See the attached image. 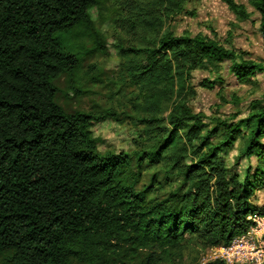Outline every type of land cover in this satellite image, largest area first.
<instances>
[{"label":"trees","instance_id":"1","mask_svg":"<svg viewBox=\"0 0 264 264\" xmlns=\"http://www.w3.org/2000/svg\"><path fill=\"white\" fill-rule=\"evenodd\" d=\"M101 1L0 0V264H182L189 239L228 243L249 215H264L251 201L264 185V94L239 118L205 122L189 105L194 71L229 61L245 83L264 75V63L228 46L230 31L225 42L176 34L174 18L195 13L189 0L120 2L114 23L127 44L114 45L126 110L58 104L54 79L72 81L80 65L68 40L86 34L104 50L89 12ZM222 1L238 21L249 18L244 4ZM249 4L264 39V0ZM109 117L140 127L131 155L99 151L91 126ZM237 141L239 156L256 158L243 175L221 155Z\"/></svg>","mask_w":264,"mask_h":264},{"label":"rangeland","instance_id":"2","mask_svg":"<svg viewBox=\"0 0 264 264\" xmlns=\"http://www.w3.org/2000/svg\"><path fill=\"white\" fill-rule=\"evenodd\" d=\"M121 1L102 0L98 6L89 9L95 27L105 37L103 52L92 50V40L86 34L68 40L74 52L77 50L78 53L81 52L80 65L72 77L74 81H71L67 74H61L53 81L58 89L55 100L68 112L76 109L83 111L96 109L93 106L99 109L111 107L117 112L126 110L128 94L124 93L125 89H122L123 93L119 92L117 82L122 59L114 45L118 39L123 44H127L126 35L114 23L116 12L120 11L118 8L121 6ZM238 1L246 3L253 11L247 0ZM185 9L194 10L195 13L194 15L184 13L174 18L171 27L176 34L204 32L207 35L210 34L208 25L211 24L210 29H216L217 36L223 39L228 22L233 18L225 5L217 0H189L185 3ZM209 14L213 18L211 21L205 20V16ZM254 14L257 17L240 24L233 46L248 51L252 59L264 63V40L258 30V13ZM77 31L81 29L78 28ZM228 66L229 62L225 61L219 71L199 69L193 72L191 81L196 86V95L190 100L189 105L194 112L205 115V122L217 116L229 118L236 112H240L237 117L239 118L246 114L253 99L260 98L264 94V75L258 74L248 82L239 83L228 72ZM218 76L220 77L218 80L222 83H216L213 88L199 86L201 80L205 78L212 80ZM70 85L86 92L77 94ZM91 130L98 138L97 147L101 152H125L131 155L139 148L134 139L138 138L140 127L133 125L128 119L120 121L109 117L93 123ZM240 148L241 143L237 141L221 155L232 171L243 175L248 164L255 165L256 158L246 159L239 156ZM251 201L257 207L264 208V185L255 191ZM261 234H264V229L259 231L258 236ZM206 250L207 248L199 240L189 239L183 252L182 264H198Z\"/></svg>","mask_w":264,"mask_h":264},{"label":"built area","instance_id":"3","mask_svg":"<svg viewBox=\"0 0 264 264\" xmlns=\"http://www.w3.org/2000/svg\"><path fill=\"white\" fill-rule=\"evenodd\" d=\"M248 218L252 221L247 230L234 236L228 243L207 248L198 264L219 260L223 264H264V215L253 212Z\"/></svg>","mask_w":264,"mask_h":264},{"label":"crops","instance_id":"4","mask_svg":"<svg viewBox=\"0 0 264 264\" xmlns=\"http://www.w3.org/2000/svg\"><path fill=\"white\" fill-rule=\"evenodd\" d=\"M219 3H221V4H224L225 5V7H226V9L231 13V15H232V17L233 18H231L230 19V21L228 22V28L226 29V32H225V36L223 37V39H220L218 36H217V34H216V29H214V28H212V29H210V27H211V24H209L208 26H209V31H210V34H207V36H209V37H212V38H216V39H218V40H220V41H222V42H225V40H226V38H227V33L230 31L231 32V37L229 38V41H228V46H230V47H233L234 48V38H235V36H236V33H237V29L240 27V24H242V22H245V21H248V20H251V18L252 17H257L256 16V14H254V13H258L250 4H249V6H251L252 8H253V11H255V12H253L252 11V9H249L248 8V5L246 4V3H244V2H242V1H238V0H236L237 2H239V3H242V4H244L245 6H246V8H247V11L250 13V16H249V18H247V19H244V20H241V21H238L237 20V18H236V16H235V14L233 13V12H231L230 10H229V8H228V6L222 1V0H217ZM247 2L249 3V0H247ZM255 16H254V15ZM205 20H207V21H211V20H213V18L211 17V15L209 14V15H206L205 16ZM257 21H258V26H259V13H258V19H257ZM259 30V29H258ZM195 34H197V33H195ZM202 34H206V33H202ZM191 35H194V34H191ZM262 37V36H261ZM224 40V41H223ZM264 40V39H263ZM234 49H236V48H234ZM238 50V49H237ZM240 50H244V49H240ZM244 51H246V50H244ZM247 53H248V56L250 57V54H249V52L248 51H246ZM251 58V57H250ZM225 62V61H224ZM224 62H222V63H224ZM229 62V61H228ZM221 63V64H222ZM229 65H230V62H229ZM228 72H229V66H228ZM230 73V72H229ZM231 75H233L232 73H230ZM263 75V74H262ZM234 76V75H233ZM257 76V75H256ZM255 76V77H256ZM255 77H253L252 79H254ZM234 78H235V76H234ZM236 79V78H235ZM237 80V79H236ZM237 82H238V80H237ZM240 83V82H239Z\"/></svg>","mask_w":264,"mask_h":264}]
</instances>
